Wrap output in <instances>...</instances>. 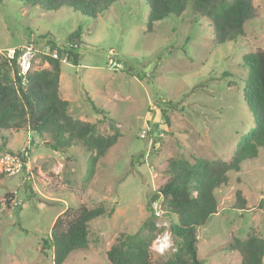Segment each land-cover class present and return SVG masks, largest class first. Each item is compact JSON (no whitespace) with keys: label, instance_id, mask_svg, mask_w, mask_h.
I'll return each mask as SVG.
<instances>
[{"label":"rangeland","instance_id":"rangeland-1","mask_svg":"<svg viewBox=\"0 0 264 264\" xmlns=\"http://www.w3.org/2000/svg\"><path fill=\"white\" fill-rule=\"evenodd\" d=\"M73 1L46 11L0 0L1 57L11 59L20 49L22 76L29 65L49 69L44 60L51 51L39 37L50 34L63 46L81 29L79 65L62 60L60 97L70 101L74 119L97 124L106 137L115 134L113 124L120 137L89 176L92 154L81 144L64 152L52 147L50 135L41 138L27 128L0 134V156L30 150L26 170L5 174L0 182V264H54L52 253L41 250L56 219L68 208H94L101 202L110 216L90 224L88 248L71 253L63 264H108L107 252L118 237L140 231L151 218L149 198L169 179L171 160L231 163L255 128L244 99L249 69L243 57L264 51V0H252L253 17L244 24V35L223 44L192 0L182 15L154 23L152 32L146 0H121L106 11L98 9L96 18L85 5L77 12ZM111 60L121 68L111 66ZM149 130L163 132L160 148L150 151V138L143 137ZM228 179L216 191L217 214L199 231L203 264H242L232 249L236 240L264 238V152L243 162L240 172L230 171ZM8 193L14 195L10 204ZM16 205H22L21 230L12 216ZM154 222L159 232L150 251L152 261L162 263L173 257L178 242L170 217Z\"/></svg>","mask_w":264,"mask_h":264},{"label":"trees","instance_id":"trees-1","mask_svg":"<svg viewBox=\"0 0 264 264\" xmlns=\"http://www.w3.org/2000/svg\"><path fill=\"white\" fill-rule=\"evenodd\" d=\"M18 1L26 5L41 6L46 11L59 10L70 4L67 0ZM119 1L121 0L73 2L77 12H82L80 9L85 5L86 10L92 12L91 16L96 18L98 9L106 11ZM146 2L149 7V32L153 31L154 23L171 15H182L188 5V0ZM192 3L193 9L211 24L220 44L243 36L244 24L253 17L252 0H192ZM81 35L82 30H77L63 46H58L50 34L39 37L40 40H46L51 51V55L44 60L50 68L32 69L24 76L19 75L17 69V61L22 54L20 49L14 51L11 59L1 57L0 53V134L27 128L41 138L50 135L52 147L64 152L81 144L92 154L88 161V174L91 176L99 159L105 157L116 144L120 133L111 124L115 134L106 137L98 132L97 124L74 119L69 110L70 102L59 95L62 60L66 57L73 65H79ZM243 61L249 69L244 99L255 121L250 138H245L237 148L231 163L200 158H193V162L171 160L169 179L149 198V208L153 201L160 199L164 215L170 217V232L178 242L177 251L166 262L152 261L150 249L156 239L155 233L159 231L151 209L152 216L140 231L122 233L118 237L107 252L108 264H203L198 258L199 231L217 214L216 191L228 184L230 171L240 172L243 162L256 159L260 151L264 152V51L258 49L254 53H248L244 55ZM5 143L1 144L2 150H5ZM4 176L5 173L0 174V182ZM13 197V194H6V204H10ZM237 197L244 205L241 192L237 193ZM110 214L103 202L94 208L85 205L76 209L68 208L56 219L51 236L42 242V253L51 252L54 264H63L71 253L88 248L90 224ZM232 249L240 253L242 264H264V238L252 235L243 241L237 239Z\"/></svg>","mask_w":264,"mask_h":264},{"label":"built area","instance_id":"built-area-1","mask_svg":"<svg viewBox=\"0 0 264 264\" xmlns=\"http://www.w3.org/2000/svg\"><path fill=\"white\" fill-rule=\"evenodd\" d=\"M54 57H56V54L54 55ZM109 64L111 66H115L116 69L121 68V65L116 64L113 60L109 61ZM29 70H30V65L26 69H24L22 73L25 74ZM143 137H146L145 133L143 134ZM158 137H163V135L160 134ZM154 138H156L155 135L152 136L151 142L153 143L155 142L153 140ZM155 146L159 148L160 146L159 142L155 143ZM29 156H30L29 147L24 148L23 150L19 152H5L4 155L0 156V164L2 168V173L8 174V175H17L25 171L26 167H28ZM152 209L156 217L163 216V211L158 201H154L152 203Z\"/></svg>","mask_w":264,"mask_h":264},{"label":"clouds","instance_id":"clouds-1","mask_svg":"<svg viewBox=\"0 0 264 264\" xmlns=\"http://www.w3.org/2000/svg\"><path fill=\"white\" fill-rule=\"evenodd\" d=\"M1 51V50H0ZM0 53H2V51L0 52ZM55 54H53V56H54ZM30 70H31V67H30ZM29 70V71H30ZM28 71V72H29ZM27 72V73H28ZM26 73V74H27ZM26 74H24V75H26ZM145 134H146V137H144L145 139H148V138H150L149 139V143H148V146H149V148H151L150 149V151L151 150H155V149H158V147H156L155 146V143H157V142H159V144L161 143L160 141H159V138H162V137H158L160 134H162L163 136H164V134H163V132H160V133H153L152 132V134H151V132H150V130L149 131H146V132H144ZM150 134H151V136H150ZM153 135H155L156 136V138H154L153 140L155 141L154 143L153 142H151L152 141V136ZM162 140H163V138H162ZM159 148H160V146H159ZM7 152H11V151H7ZM17 152H19V151H17ZM155 201H158L159 202V204H160V206H161V200L159 199V200H155ZM154 202V201H153ZM152 202V203H153ZM151 209H152V204H151ZM162 209V208H161ZM163 211V210H162ZM152 213H153V215L155 216V214H154V212H153V209H152ZM163 215H164V211H163ZM156 217V216H155Z\"/></svg>","mask_w":264,"mask_h":264},{"label":"water","instance_id":"water-1","mask_svg":"<svg viewBox=\"0 0 264 264\" xmlns=\"http://www.w3.org/2000/svg\"><path fill=\"white\" fill-rule=\"evenodd\" d=\"M22 209V205H17L15 209L12 212V216L15 218V224L18 227L19 230H21V217H20V212Z\"/></svg>","mask_w":264,"mask_h":264},{"label":"crops","instance_id":"crops-1","mask_svg":"<svg viewBox=\"0 0 264 264\" xmlns=\"http://www.w3.org/2000/svg\"><path fill=\"white\" fill-rule=\"evenodd\" d=\"M59 95H60V88H59ZM64 100V99H63ZM67 101H69V100H67ZM70 102V101H69Z\"/></svg>","mask_w":264,"mask_h":264}]
</instances>
